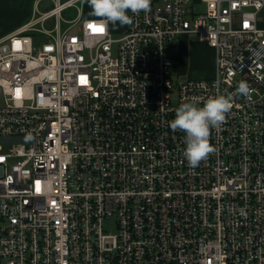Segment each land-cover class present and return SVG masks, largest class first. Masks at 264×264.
Returning <instances> with one entry per match:
<instances>
[{"label": "built area", "instance_id": "2783aa9c", "mask_svg": "<svg viewBox=\"0 0 264 264\" xmlns=\"http://www.w3.org/2000/svg\"><path fill=\"white\" fill-rule=\"evenodd\" d=\"M79 2L35 0L0 36V264H264V0H151L118 38ZM182 35L213 76L180 72ZM219 94L192 167L169 122Z\"/></svg>", "mask_w": 264, "mask_h": 264}, {"label": "clouds", "instance_id": "9594fccd", "mask_svg": "<svg viewBox=\"0 0 264 264\" xmlns=\"http://www.w3.org/2000/svg\"><path fill=\"white\" fill-rule=\"evenodd\" d=\"M92 14L105 18L115 24L124 25L131 22L128 14L147 11L151 0H88ZM236 92L249 95L251 88L247 81L238 82ZM231 94L209 96L202 105L192 102L181 103L175 110V117L169 122L170 127L185 132L183 156L192 167L206 157L212 150L209 144L210 128L222 123L226 114L232 109Z\"/></svg>", "mask_w": 264, "mask_h": 264}, {"label": "rangeland", "instance_id": "374dc122", "mask_svg": "<svg viewBox=\"0 0 264 264\" xmlns=\"http://www.w3.org/2000/svg\"><path fill=\"white\" fill-rule=\"evenodd\" d=\"M78 5L82 6L83 13L85 14L92 10L88 0H83ZM27 8L28 0H0V31L4 28L12 27L17 20H21L26 14ZM262 13L263 11L260 17ZM121 32V30L115 31L111 26V33L114 38L120 37L122 35ZM173 54L176 56L177 65L184 76L204 79V77L214 75L215 51L208 43H202L191 35H182L177 40V49ZM18 164L17 161H14L10 164V168L16 167ZM104 227L109 233H117L116 218L107 219L104 222Z\"/></svg>", "mask_w": 264, "mask_h": 264}, {"label": "crops", "instance_id": "0c3cea01", "mask_svg": "<svg viewBox=\"0 0 264 264\" xmlns=\"http://www.w3.org/2000/svg\"><path fill=\"white\" fill-rule=\"evenodd\" d=\"M34 3H35V0H28V8L26 10L27 12L23 16V18L21 20H17V22H15L14 25H12V27H8V28L2 29L0 31V36L8 35V34L14 32L15 29L21 27V25H23L28 20V18L31 16V14H32L31 10H32V8L34 6ZM84 16L85 17H89V18H99V19L101 18V17L93 15L92 14V10H90L86 14L84 13ZM259 19H261L260 20V23H261L260 25H262V27L264 28V10H263L262 16ZM127 25H128V23L124 24V25L119 24V22H117L115 24L111 23V26L113 27V29H115V31L116 30H121L122 32H124L126 30ZM214 62H215V56H214Z\"/></svg>", "mask_w": 264, "mask_h": 264}]
</instances>
